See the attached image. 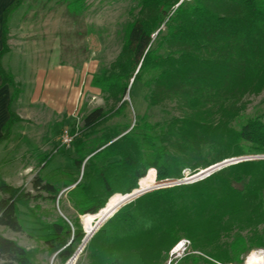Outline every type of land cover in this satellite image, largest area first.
Listing matches in <instances>:
<instances>
[{
  "label": "trees",
  "instance_id": "16d2710c",
  "mask_svg": "<svg viewBox=\"0 0 264 264\" xmlns=\"http://www.w3.org/2000/svg\"><path fill=\"white\" fill-rule=\"evenodd\" d=\"M61 1L70 16L85 7L83 0ZM23 2L13 0L1 16L0 78L10 99L0 144L20 121L12 110L17 86L1 58L9 51L7 20ZM136 6L118 55L91 78L105 107L88 112L73 139L72 165H83L86 181L72 178L62 189L73 185L67 196L77 217L42 223L37 237L57 264L70 260L85 237L80 215L95 224L147 181H179L230 159L264 155V110L244 112V99L264 90V0H137ZM138 87L146 107H167V117L113 123L132 106ZM31 190L0 181V227L25 232L19 208L32 212L30 201L40 193L55 201L61 188L36 175ZM117 209L97 231L102 219L91 227L83 249L90 264H163L183 238L203 255L175 264H242L251 249L264 248V160L147 191ZM0 264L36 263L30 250L0 233Z\"/></svg>",
  "mask_w": 264,
  "mask_h": 264
},
{
  "label": "rangeland",
  "instance_id": "374dc122",
  "mask_svg": "<svg viewBox=\"0 0 264 264\" xmlns=\"http://www.w3.org/2000/svg\"><path fill=\"white\" fill-rule=\"evenodd\" d=\"M83 1L82 13L70 16L61 0H24L7 20L9 51L5 58H1V64L17 86L18 95L12 102V110L19 115L20 121L12 126L9 137L0 144V181L35 194L31 190V182L39 175L61 188L55 201L45 193H40L42 198L30 201L28 206L32 212L19 208L25 232L13 233L0 227L4 238L12 239L32 252L36 264H57L54 255L49 254L37 238L44 233L40 230L41 224H49L57 217L65 220L77 217L67 196L73 185L62 189V182L72 178L80 181L84 168L83 165L80 169L72 165V159L76 157L72 145L68 149L59 147L61 130L67 128L78 133L82 118L88 112L96 107H105L100 93L90 84L91 78L114 61L121 48L124 25L137 11V0ZM133 96L132 106L126 109L125 116L114 119L113 123L131 124L134 117L141 116L154 123L167 117V107H146L139 87ZM125 99L129 103L128 96ZM244 103V112L248 116L264 110V90L246 97ZM248 157L236 159L264 160V155ZM195 175L185 173L181 181ZM81 181L84 183L86 179ZM191 182L194 181L186 183ZM155 183L157 180L147 181L139 192L150 190ZM128 200L126 197L97 222L101 219L104 222ZM83 219L84 216L80 215L79 224L83 230L86 228L85 242L76 250V256L69 264H90L88 252L83 249L91 238H87L91 227L97 222L90 224ZM100 240L99 235L91 250L97 249ZM182 241L189 242L185 238L179 240L163 264H175L185 255H203L193 250L190 242L181 256L177 253L172 255L174 247ZM257 252H264V248L251 249L244 255L242 264Z\"/></svg>",
  "mask_w": 264,
  "mask_h": 264
},
{
  "label": "water",
  "instance_id": "95a60500",
  "mask_svg": "<svg viewBox=\"0 0 264 264\" xmlns=\"http://www.w3.org/2000/svg\"><path fill=\"white\" fill-rule=\"evenodd\" d=\"M90 157V156H89ZM89 157H87L86 158V160L89 158ZM85 160V161H86ZM84 161V162H85ZM236 161H234V160H227L226 162L224 161V162H221V163H219V164H216V165H214V166H212V167H210V168H207V169H205V170H202V171H200L198 174H196L195 176H193L191 179H189V180H179V181H171V180H165V181H161V182H157V183H155V185L150 189V190H147V191H151V190H154V189H157V187H162V188H165V187H171V186H174V185H179V184H183V183H186V182H189V181H195V180H198V179H202L204 176H207V175H209L210 173H212L213 171H215V170H218L219 168H221V167H223V166H226V165H229V164H232V163H235ZM148 172V171H147ZM146 172V173H147ZM144 178V177H143ZM141 180V179H140ZM139 180V181H140ZM139 181H138V183H139ZM138 190L137 189H135V190H133L131 193H129L128 195V197H129V200L127 201V203L128 202H130L131 200H133L134 198H136V197H138L139 195H141V194H143L144 192H147V191H144L143 193L142 192H137ZM115 195V194H114ZM113 196V195H112ZM111 196V197H112ZM124 196H126V195H124ZM111 197H109L108 198V200H107V202L105 203V205H104V207L107 205V203H108V201L110 200V198ZM103 207V208H104ZM119 209V208H118ZM117 209V210H118ZM117 210H115L114 211V213L117 211ZM113 213V214H114ZM112 214V215H113ZM111 215V216H112ZM86 216H89V215H86ZM110 216V217H111ZM109 218V217H108ZM107 218V219H108ZM107 219H105V221L107 220ZM104 221V222H105ZM103 224V222L101 223V225ZM101 225H99L98 226V228H97V230L99 229V227L101 226ZM96 230V231H97ZM84 242H85V237H84V239L82 240V243H81V245H83L84 244ZM85 246V245H84ZM83 246V247H84ZM82 247V248H83ZM75 255V254H74ZM74 255L72 256V258L74 257ZM72 258L68 261V264L70 263V261L72 260Z\"/></svg>",
  "mask_w": 264,
  "mask_h": 264
},
{
  "label": "crops",
  "instance_id": "0c3cea01",
  "mask_svg": "<svg viewBox=\"0 0 264 264\" xmlns=\"http://www.w3.org/2000/svg\"><path fill=\"white\" fill-rule=\"evenodd\" d=\"M12 1L13 0H0V50L2 48L1 45L2 17L1 16L4 9L7 8L12 3ZM9 99H10V90L6 85H2L0 78V136H1L2 126L9 118V112H8ZM16 115L19 117L18 114Z\"/></svg>",
  "mask_w": 264,
  "mask_h": 264
},
{
  "label": "built area",
  "instance_id": "2783aa9c",
  "mask_svg": "<svg viewBox=\"0 0 264 264\" xmlns=\"http://www.w3.org/2000/svg\"><path fill=\"white\" fill-rule=\"evenodd\" d=\"M181 1H187L190 2L191 0H181ZM78 133L74 132L72 133L70 130H68L67 128H63L61 130L60 136H59V147L62 149H68L69 147H71L72 143H73V139H75L77 137ZM250 157L244 158V159H248ZM230 160H234L236 162H240L241 160L239 159H230ZM162 188V187H157V189ZM189 242L188 241H182L180 242L176 247H174V249L172 250V255H174L175 253H177V256H181L184 251H186L187 247H188ZM68 264V261L65 263Z\"/></svg>",
  "mask_w": 264,
  "mask_h": 264
},
{
  "label": "bare ground",
  "instance_id": "6f19581e",
  "mask_svg": "<svg viewBox=\"0 0 264 264\" xmlns=\"http://www.w3.org/2000/svg\"><path fill=\"white\" fill-rule=\"evenodd\" d=\"M126 196H129V195H126ZM126 196H123V197H126ZM101 225V224H99ZM98 225V226H99ZM98 228V227H97ZM76 251H75V255L74 257L72 258V260L75 258L76 256ZM71 260V261H72ZM70 261V263H71ZM245 264H264V252H257V253H253L251 254L247 260H246V263Z\"/></svg>",
  "mask_w": 264,
  "mask_h": 264
}]
</instances>
